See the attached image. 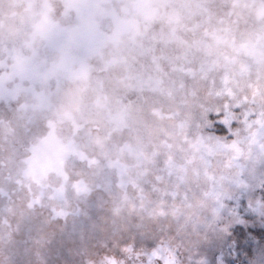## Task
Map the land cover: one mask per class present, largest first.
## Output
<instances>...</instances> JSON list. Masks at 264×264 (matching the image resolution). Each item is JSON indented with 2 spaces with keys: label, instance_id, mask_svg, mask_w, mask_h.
<instances>
[{
  "label": "rangeland",
  "instance_id": "obj_1",
  "mask_svg": "<svg viewBox=\"0 0 264 264\" xmlns=\"http://www.w3.org/2000/svg\"><path fill=\"white\" fill-rule=\"evenodd\" d=\"M206 1L188 29L176 0H0L7 47L57 46L17 49L29 83L0 96V264H264V0ZM173 92L178 116L155 114ZM100 101L162 118L166 169L102 162ZM115 174L136 185L110 190Z\"/></svg>",
  "mask_w": 264,
  "mask_h": 264
},
{
  "label": "trees",
  "instance_id": "obj_2",
  "mask_svg": "<svg viewBox=\"0 0 264 264\" xmlns=\"http://www.w3.org/2000/svg\"><path fill=\"white\" fill-rule=\"evenodd\" d=\"M178 2H181L180 5L182 6L180 9L183 10L185 17H182L183 19L187 20L186 21V25L184 26V28H188V29H192L195 26L199 25L200 19L205 16V14H203L201 11L203 10V5L205 6L206 4V0H186V1H179L176 0ZM186 6V7H184ZM178 13L179 10L175 9ZM199 12V14H198ZM180 15V13H179ZM42 16V15H41ZM6 42V41H5ZM41 42V41H40ZM7 43V42H6ZM53 44L50 49L45 50L44 46L40 43L39 44H35L33 46H31V48H18V44L15 43H7V45L9 47H7L4 44V40L0 41V93L4 91L3 95L1 96V100L3 102H6L8 100L14 99L15 97H17L18 92L21 90L22 87L27 86L26 83H29L28 81L25 82L24 80L20 81L17 78H21L18 76L19 73L16 72L15 66L18 65V63L21 61L19 58H17L16 56H14V53L17 52V49H20L19 53L22 54L23 56L26 57L25 59H28L31 55L32 57L31 60L33 61H39V57L37 56V54L31 52V51H40L43 52V54H47V58L49 56V54L51 55H56L54 49L57 47L55 43H51ZM22 47V46H21ZM44 49V51H43ZM46 51V52H45ZM25 52V53H24ZM45 55H41L40 58H42V60L46 59ZM127 58H130L128 54H126ZM124 59V58H123ZM40 60V61H42ZM98 63V62H97ZM95 62V64H97ZM84 64L87 66V70L89 72L90 69L93 70V75H96L98 72H102V68L101 65L98 68H94V63L89 60V56L84 58ZM104 64V63H103ZM105 65V64H104ZM5 94L10 95L12 98H4ZM97 99L98 95H97ZM100 100V99H99ZM133 99L129 100V102H132ZM183 101L186 100L185 98L181 97L178 98V96H176V94L173 92L172 93V97L169 99V103H167L164 106V109H158L155 111H161L162 115H167V119L168 118H175L178 116V113L176 111L175 106H173L172 104L175 103L177 104V101ZM156 107V105H154ZM109 108V107H108ZM105 106L104 101H100L99 107L97 108V106L95 107V111L97 112V115L95 117H92V126L94 128L97 127L98 130H100L98 133H101L103 135V139H101V144H104V148L110 147V150H106L102 151V162L104 164H106L104 162V158L103 155L104 153L110 152L111 153V158H112V162L108 161L107 164L109 163H115L119 164L120 166L122 165L123 168L122 170L124 171L125 175L126 173L127 178L131 176V174L133 176H138L141 179V177L144 178H153L155 175H157L158 172V168L163 167L164 169H166L165 166H160L158 167V165L155 166V154H156V150L157 148H167L169 149L172 145L169 144V142H166V138L164 136H162V134L159 135L158 129L161 128V121L159 120L161 117L156 115L157 117H154L153 114L150 113V117H154L152 119V124L151 127H149L148 124H140L138 126L137 121L133 118L132 113L134 112L133 109H123L124 113H117L112 112ZM136 110H140V107H136ZM179 112V111H178ZM180 113V112H179ZM162 119V118H161ZM166 119V120H167ZM221 122V121H219ZM225 123V121H224ZM113 125V130L111 131L110 129V125ZM120 131L123 132V136L120 138L122 139V142L120 143L121 147H119V145L117 146V140L119 137L116 136L115 138H112L111 140L114 141V143H109V138L111 136V134H118ZM161 131V130H160ZM71 133V132H70ZM184 134V133H183ZM183 134H174V144L173 145H181V143L184 141V136ZM67 134L65 133L64 135V139H66V143L68 142L67 138H65ZM73 137V140H76V137L74 136H78V135H73L71 134ZM154 137V138H153ZM154 140V141H153ZM77 141V140H76ZM84 141V140H83ZM145 141H150L148 146H145ZM85 142V141H84ZM93 143H91L90 145H92ZM87 148V146H86ZM103 148V147H102ZM152 149V150H151ZM89 150V149H87ZM113 153H115L113 155ZM98 155V154H97ZM146 158L150 164L152 165V169L155 170H150L146 173L144 172V167L139 168L141 161ZM148 162V163H149ZM119 168V167H118ZM65 173L67 175H69L70 171L68 172V169L64 170ZM164 171V170H163ZM162 172V171H161ZM143 173V174H142ZM81 174L83 176L86 177L88 182H91L90 179L86 176L89 175L86 172H81ZM160 174V173H159ZM126 176H118L117 174H115V176L110 180V182L108 183V188L114 189L117 188L119 186V188L121 187H128L132 185H136V183L134 182H127L126 184H124V182L126 181L124 178ZM130 188L125 189L126 191H128ZM128 195V192L126 193ZM121 200H119L118 202L113 203L114 206L115 204H120ZM113 207V206H112ZM111 222H115V223H119V218H111L110 220ZM115 228H117V225H114Z\"/></svg>",
  "mask_w": 264,
  "mask_h": 264
}]
</instances>
